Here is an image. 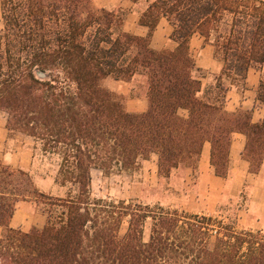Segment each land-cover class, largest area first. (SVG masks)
Listing matches in <instances>:
<instances>
[{
  "label": "trees",
  "instance_id": "1",
  "mask_svg": "<svg viewBox=\"0 0 264 264\" xmlns=\"http://www.w3.org/2000/svg\"><path fill=\"white\" fill-rule=\"evenodd\" d=\"M0 13V114L10 135L25 134L58 158L56 183L68 188L63 197L44 193L30 172L0 160V264H264V233L242 229L222 205L223 218H213L92 192L93 170L138 173L156 155L160 189L177 199L186 179L174 175L189 170L195 183L207 142L215 175L228 179L237 133L247 139L249 172H261L264 120L255 124L252 112L229 113L225 104L256 69L264 106V0H153L140 16L145 37L124 30L126 10L93 0H1ZM162 18L173 27L174 50L151 46ZM194 35L222 64L207 86L210 72L190 54ZM108 78L134 84L130 97L143 90L148 109L130 113ZM20 202H33L46 224L12 228Z\"/></svg>",
  "mask_w": 264,
  "mask_h": 264
},
{
  "label": "crops",
  "instance_id": "2",
  "mask_svg": "<svg viewBox=\"0 0 264 264\" xmlns=\"http://www.w3.org/2000/svg\"><path fill=\"white\" fill-rule=\"evenodd\" d=\"M153 0H93L98 8L115 10L122 8L128 12L124 30L130 34L145 37L148 29L140 25V16L144 13ZM1 7V0H0ZM0 13V30H1ZM173 27L165 18H162L152 37L151 46L156 51L164 49L174 50L178 46L171 39ZM190 54L196 62V66L202 70L210 72V75H219L222 71V64L214 59V47L206 42L200 35H194L190 42ZM261 74L256 69H250L244 90L233 89L228 93L225 109L229 113L238 111L252 112V122L257 124L264 120V106L257 102V90L260 84ZM122 83L111 78L106 79L107 88L113 86V90L119 94L127 96L128 89ZM130 105L135 110L130 112ZM148 109L146 98L140 100L127 101V110L130 113H143ZM246 136L237 133L234 136L230 149V171L228 179L215 175L211 166L212 146L205 143L199 162V177L195 183L191 177L185 184V190L174 199L180 205L198 203L205 205L208 213L217 209L224 203L231 204L242 199V194L247 195L244 205L238 209V220L241 228L247 230H258L264 232V165L258 175L249 172L250 165L243 158V151L246 146ZM33 143L32 138L17 133L14 137L10 135L7 128V117L0 114V160L14 170H24L30 172L37 188L47 194L54 196H64L60 194L63 187L53 180L46 179L34 174L33 170ZM156 160L158 163V157ZM158 175V165H157ZM191 175V172H190ZM61 191V192H60ZM205 211V212H206ZM47 216L39 211L33 202H20L11 220V227L29 231L33 227L41 228L46 224ZM0 227V236L2 235Z\"/></svg>",
  "mask_w": 264,
  "mask_h": 264
},
{
  "label": "rangeland",
  "instance_id": "3",
  "mask_svg": "<svg viewBox=\"0 0 264 264\" xmlns=\"http://www.w3.org/2000/svg\"><path fill=\"white\" fill-rule=\"evenodd\" d=\"M2 28V27H1ZM210 83H214V76L208 75L203 79L204 86H207ZM124 88L128 89L127 97L131 100H140L145 97V92L141 90L138 93V97H130L134 84L132 83H122ZM113 90V86L109 87ZM244 90V89H243ZM135 107L130 105L129 111L132 112ZM4 114V113H2ZM17 132L12 133L14 137ZM33 143V153H34V165L33 172L34 174L46 177V179L53 180L57 175L59 168V160L57 157H51L42 152L39 144L35 142L32 138ZM157 160L155 156L148 161L142 163L141 171L138 173L134 172H125L121 175H106L101 170L92 171V192L97 197L110 198L117 201L125 200L129 203L131 200L138 204L149 205L155 207L158 204L163 206H173V208H178L181 211H185L190 214H200L207 215L213 218H223L216 212H207L204 210L205 205H200L198 203H192L188 205H180L177 203L174 198L168 195L165 191L160 189L159 179L157 175ZM190 171H181L174 175L173 182H181L183 179H186V182L189 180ZM164 189L168 190V184L164 185ZM68 191L67 187H63L60 194L66 195ZM240 205L243 204V198L237 200L231 204L224 203L222 204L226 212H229L232 218L238 217V209ZM37 207V206H36ZM39 210V208L37 207ZM40 211V210H39ZM206 211V212H205ZM127 224L124 225V231L127 229ZM151 224L148 222L145 226L144 231V241H148L150 237ZM244 229V228H242ZM258 231V230H253ZM264 233V232H263ZM2 236V235H1ZM0 236V239H1Z\"/></svg>",
  "mask_w": 264,
  "mask_h": 264
},
{
  "label": "water",
  "instance_id": "4",
  "mask_svg": "<svg viewBox=\"0 0 264 264\" xmlns=\"http://www.w3.org/2000/svg\"><path fill=\"white\" fill-rule=\"evenodd\" d=\"M39 76H40L41 78H44V77H45V75L42 74V73H40Z\"/></svg>",
  "mask_w": 264,
  "mask_h": 264
}]
</instances>
